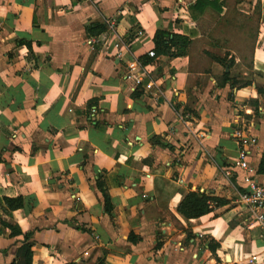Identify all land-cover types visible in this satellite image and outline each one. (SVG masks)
<instances>
[{"label": "crops", "instance_id": "obj_1", "mask_svg": "<svg viewBox=\"0 0 264 264\" xmlns=\"http://www.w3.org/2000/svg\"><path fill=\"white\" fill-rule=\"evenodd\" d=\"M209 1L193 20L197 0H0V264H264L239 204L245 176L264 183V0ZM251 13L249 67L225 31H250ZM160 31L188 43L151 58ZM191 192L213 210L182 216Z\"/></svg>", "mask_w": 264, "mask_h": 264}, {"label": "built area", "instance_id": "obj_2", "mask_svg": "<svg viewBox=\"0 0 264 264\" xmlns=\"http://www.w3.org/2000/svg\"><path fill=\"white\" fill-rule=\"evenodd\" d=\"M180 1V0H179ZM151 58L155 57L154 53H149ZM126 81L131 82L135 86H140L146 78H148L146 67L137 61H133L127 65L126 73L124 75ZM190 115L185 117L189 119ZM233 136L239 147V161L236 166L249 171L248 158L251 155V145L256 144V139L251 137L248 127L245 125L237 127L233 132ZM227 176L231 175L230 170L225 173ZM245 188L239 195V204L248 212L253 215V224L260 226L264 230V183H259L250 175L244 178ZM213 208V206H212ZM258 257L253 256L250 259V264L257 262Z\"/></svg>", "mask_w": 264, "mask_h": 264}, {"label": "trees", "instance_id": "obj_3", "mask_svg": "<svg viewBox=\"0 0 264 264\" xmlns=\"http://www.w3.org/2000/svg\"><path fill=\"white\" fill-rule=\"evenodd\" d=\"M215 6V2H211L209 0H197L196 4L190 8V15L193 20H197L199 17L203 15L206 8ZM88 31L92 34H98L101 36V42H103L106 38V28L102 26H93L88 29ZM183 40L184 43H188V41L176 34H170L167 32H157L155 37V56L161 55H170V48L175 46L176 41ZM173 56V55H170ZM259 174L264 175V158L262 159L259 170ZM106 196V194H105ZM107 197V196H106ZM213 199L199 195L198 193L191 192L187 195V197L183 200L181 205L178 208V212L184 216L185 218L192 220L198 219L208 213H210L213 208L211 206V201ZM5 204L9 211H17L23 208V199H4ZM105 202L109 204L108 197L105 198Z\"/></svg>", "mask_w": 264, "mask_h": 264}, {"label": "rangeland", "instance_id": "obj_4", "mask_svg": "<svg viewBox=\"0 0 264 264\" xmlns=\"http://www.w3.org/2000/svg\"><path fill=\"white\" fill-rule=\"evenodd\" d=\"M232 21H236V18L234 17L233 19H231ZM238 21H242L243 19H238ZM261 20V18H258V14L253 15L251 13V30L250 31H243V30H226L225 31V35L228 36L229 38V42L227 45H225V48L229 49L232 48L233 50H235V52L239 55V56H245L247 58H250V62H246L247 65H250L252 63V55H253V49L255 46V38L257 40L258 37V30L257 27L259 25V21ZM247 32H249V35L247 36ZM247 37H251L249 38L251 41V45L248 44V42H245L243 39L247 38ZM247 41V40H246ZM228 56V55H227ZM231 60L226 58L225 62L228 64V62H230ZM251 67V65L249 66ZM254 74H252V81H256L257 78H255L253 76ZM247 80H245L246 82ZM245 82H241L240 84H243ZM260 83H263L261 81H259Z\"/></svg>", "mask_w": 264, "mask_h": 264}]
</instances>
